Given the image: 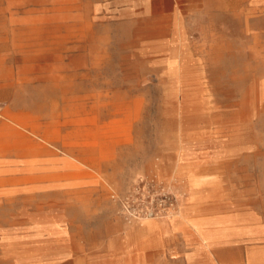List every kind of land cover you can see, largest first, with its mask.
Wrapping results in <instances>:
<instances>
[{
	"label": "rangeland",
	"instance_id": "1",
	"mask_svg": "<svg viewBox=\"0 0 264 264\" xmlns=\"http://www.w3.org/2000/svg\"><path fill=\"white\" fill-rule=\"evenodd\" d=\"M209 189L264 255V0H0V264L147 262Z\"/></svg>",
	"mask_w": 264,
	"mask_h": 264
},
{
	"label": "crops",
	"instance_id": "2",
	"mask_svg": "<svg viewBox=\"0 0 264 264\" xmlns=\"http://www.w3.org/2000/svg\"><path fill=\"white\" fill-rule=\"evenodd\" d=\"M199 194L188 196L178 209L181 213L173 218L130 227L136 254L154 256L138 264H234L239 260L250 264L254 256L264 264L257 247L239 249L237 245L250 241V213L243 215L235 200L213 198L210 189ZM160 253L163 256L158 257Z\"/></svg>",
	"mask_w": 264,
	"mask_h": 264
},
{
	"label": "built area",
	"instance_id": "3",
	"mask_svg": "<svg viewBox=\"0 0 264 264\" xmlns=\"http://www.w3.org/2000/svg\"><path fill=\"white\" fill-rule=\"evenodd\" d=\"M142 215L144 214L145 216H139L138 215V213L136 212V214L134 215L135 216V218H138V217H154L153 215H155L156 214V210L155 209H146L145 211H143L142 213H141Z\"/></svg>",
	"mask_w": 264,
	"mask_h": 264
},
{
	"label": "bare ground",
	"instance_id": "4",
	"mask_svg": "<svg viewBox=\"0 0 264 264\" xmlns=\"http://www.w3.org/2000/svg\"><path fill=\"white\" fill-rule=\"evenodd\" d=\"M181 212L180 211H177V213L175 214L176 216L179 215ZM159 216V215H158ZM153 218H156V217H138V218H135V219H139V220H144V219H153ZM133 219V220H135Z\"/></svg>",
	"mask_w": 264,
	"mask_h": 264
}]
</instances>
